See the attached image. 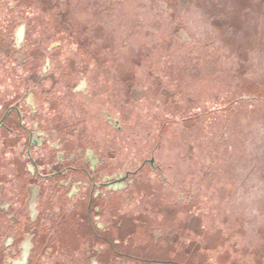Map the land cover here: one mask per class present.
<instances>
[{
  "label": "rangeland",
  "instance_id": "rangeland-1",
  "mask_svg": "<svg viewBox=\"0 0 264 264\" xmlns=\"http://www.w3.org/2000/svg\"><path fill=\"white\" fill-rule=\"evenodd\" d=\"M71 8L77 31L85 29L78 36L55 32L56 10L48 13L51 38L46 44L61 45L48 53L59 79L51 86L49 103L24 94L22 69L16 77L9 66L0 69V103L8 101L12 88L24 104L23 125L39 141L33 150L39 172L54 171L59 149L69 154L92 149L106 162L102 174L120 178L133 173L125 200L116 193L99 202L96 222L117 229L116 240L141 246L168 264H264V95L248 93L250 87L264 91V45L248 53L249 67L240 66L221 48L220 37L205 47L200 15L181 14L176 27V20L150 0L114 6L103 21L96 19L87 0H73ZM42 11L33 6L31 38L41 41L44 26L37 20ZM99 24L113 37L112 45L105 47L92 35ZM181 28L198 43L194 50L185 32L177 35ZM76 37L87 38L86 48L97 49L96 58ZM127 66L132 90L145 93L138 101L128 96L130 88L123 82L126 72L121 70ZM0 136L1 151L10 157L13 147L17 161L27 163L26 131ZM151 160L155 166L142 170ZM69 176L83 181L78 172ZM41 183L40 220L50 228L63 212L59 209L70 210L76 202L71 197L86 186L77 184L75 194L66 196L67 189L61 198L54 181ZM79 214L62 224L68 231L57 239L67 238L56 243L49 264H94L95 252L98 264H139L123 257L124 248L112 256L101 252L100 242L74 239L81 227L74 226L82 221ZM155 231L161 232L159 241ZM86 251L92 254L87 257Z\"/></svg>",
  "mask_w": 264,
  "mask_h": 264
},
{
  "label": "flooded vegetation",
  "instance_id": "flooded-vegetation-1",
  "mask_svg": "<svg viewBox=\"0 0 264 264\" xmlns=\"http://www.w3.org/2000/svg\"><path fill=\"white\" fill-rule=\"evenodd\" d=\"M129 1L87 0V3L91 6L96 19L103 21L110 9H113L114 6L125 5ZM150 1L157 4L162 11L176 20V27L181 14H189L192 17L200 15L204 23V29L200 33L203 40H206L205 47L215 44L220 37L221 48L228 53L231 61L235 60L240 66L247 65L249 67V59L246 58L248 53L264 45V22L261 21L264 15L261 13L251 11L246 14L250 17L246 20L245 29L223 28L216 21L210 19L209 3H205V0ZM72 3L73 0H0V69L9 66L11 74H14L12 77L17 76V69H22V82L27 85L25 95L36 96V98L48 101V103L51 101V86L57 83L59 79L54 75L51 54L48 53H51L53 49L57 50L61 45L60 42H56L52 46L50 43V45L46 44L51 38L50 34L47 33L49 30L46 28L48 27L46 23L49 22L48 13L51 9L56 10L53 17V30L55 32L70 31L73 35L78 36L85 29L81 28L80 32L77 31L76 17L71 8ZM33 6L43 10L41 17L37 20L44 26L43 31H41L44 36L43 41L31 38L35 30ZM26 9L28 11L25 15L23 11ZM20 17H24L22 23H19ZM252 22H256L254 27ZM207 23L209 27H212L211 30L207 29ZM94 28L91 30L92 35L97 39H101L105 47L113 44V37L103 24H99L98 27ZM184 32L187 34V44L191 48L190 51H192L193 48L198 46V43L192 41L186 29L181 28L178 30L177 35L181 37ZM76 38L85 48L87 54L92 58H96L97 49L90 51L86 48L87 38ZM233 39L235 42H232ZM19 40H21L20 43ZM42 59H44L43 62ZM121 71L126 72L123 82L130 88L128 96L138 101L145 95L144 91L132 90L133 75L129 66ZM30 88L33 89L32 92H29ZM8 93V101L0 103V133L16 134L25 130L28 135V139L24 140L28 160L25 161L27 163H24V165L20 164L14 157L13 147L10 157L0 149V264H8V262H14V264H49L56 253V243L67 238L64 236H66L68 230L64 226L73 221L77 212L82 215V221L79 224H74V226H81L76 229L74 239L79 241L88 238L91 244L100 242L104 248L101 252L109 251L108 254L112 256L120 255L119 251L124 248L126 251L123 257L132 259L139 264H168L169 261L155 259L151 254L145 253L144 250H141V246L116 240L113 236L117 229L96 222V214L101 208L100 201H106L111 195L115 196L116 193H118L121 200L126 199L134 183L131 180L133 173L127 172L125 176L120 178L116 175H110L109 172L104 175L102 171L106 162L103 159L101 160V156L94 150H76L69 154L67 151L59 149L61 146H58L57 161L53 163L54 171L52 173H40L41 165L38 163L37 160L39 159L36 158L34 152L36 146L39 145V141L35 140L33 132H29L23 125L27 116L24 113L26 109L20 99L16 100V91L11 88ZM161 93L167 94L166 90H161ZM248 93L250 95H264L263 90L257 93L253 91L252 87H250ZM2 98L0 96V99ZM117 122L120 126V122L118 120ZM14 139H17V137H14ZM74 148L77 149V147ZM146 166L154 167L155 161L144 162L141 169L143 170ZM9 168L12 169L11 172H8ZM76 172L83 178L82 182L77 180H74V182L69 176L70 173ZM43 179L54 181L55 184L52 187L59 186L58 190L61 198L65 195V191H68L67 189H70V191L66 196L70 197L75 194L73 187L77 184L86 186L82 190L83 192L76 193L75 196L71 197L76 202L70 210L63 207L59 209L63 212L61 216L59 215V219L54 221L53 227L50 228H47L44 220H40L43 206V204L41 205V199L44 196L43 183H41ZM68 185H70L69 188H67ZM180 200L184 201L183 196ZM166 209L170 212L174 211L173 207H166ZM51 216L54 217V215ZM190 220L194 222L193 216ZM62 224L65 225L62 226ZM58 231L60 232L57 233ZM60 233L64 236L57 239ZM154 235L156 241L161 239V232L155 231ZM95 250L97 251V249ZM86 253H88L87 257L92 254L87 251ZM95 254L96 252L92 256L93 258L97 256ZM16 255L20 258H15ZM93 258L94 264H98V261ZM171 264L181 263L172 262Z\"/></svg>",
  "mask_w": 264,
  "mask_h": 264
},
{
  "label": "trees",
  "instance_id": "trees-1",
  "mask_svg": "<svg viewBox=\"0 0 264 264\" xmlns=\"http://www.w3.org/2000/svg\"><path fill=\"white\" fill-rule=\"evenodd\" d=\"M209 3L210 19L216 21L223 28H243L252 12L264 15V0H205ZM264 22V18L261 20ZM251 26V24H249ZM256 22H252L254 27ZM251 26V27H252ZM232 42H235L234 39Z\"/></svg>",
  "mask_w": 264,
  "mask_h": 264
}]
</instances>
